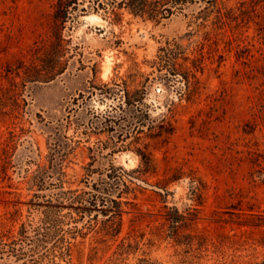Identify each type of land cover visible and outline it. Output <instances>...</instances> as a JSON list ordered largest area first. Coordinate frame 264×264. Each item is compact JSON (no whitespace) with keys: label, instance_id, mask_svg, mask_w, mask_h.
I'll return each instance as SVG.
<instances>
[{"label":"rangeland","instance_id":"374dc122","mask_svg":"<svg viewBox=\"0 0 264 264\" xmlns=\"http://www.w3.org/2000/svg\"><path fill=\"white\" fill-rule=\"evenodd\" d=\"M57 1L0 0V235L32 234L45 214L62 229L0 264L263 260L264 0H220L221 16L205 19L194 5L162 22L123 9L115 20L79 0L61 28L63 72L29 81L24 68L54 42ZM173 40L198 82L163 77L159 49ZM127 88L147 107L142 127L98 115ZM162 129L172 133L154 137Z\"/></svg>","mask_w":264,"mask_h":264},{"label":"trees","instance_id":"16d2710c","mask_svg":"<svg viewBox=\"0 0 264 264\" xmlns=\"http://www.w3.org/2000/svg\"><path fill=\"white\" fill-rule=\"evenodd\" d=\"M94 1L96 11L99 8L105 10L106 13L115 17V20L121 16L120 10H126L134 16L153 20L156 22H162L171 18L177 13H183L190 7L198 5L200 10L195 16L196 19H205L210 17L213 13H218V17L222 14V7L220 6V0H88ZM79 4V0H58L56 3V9L54 13L55 22L53 36L54 42L50 46L47 53L43 54V58L40 59V64H34L30 67L24 68V74L29 81H50L57 75L61 74L64 70L63 62L61 60L62 54L60 50V44L64 42L61 34V28L70 19L72 11L76 10ZM85 10V9H84ZM159 64L166 69V73L163 74L164 78L176 77V75H184L186 81L190 78H194L198 82V78L189 67H184L183 62L188 58L185 56V50L183 46L177 41H167L164 46L159 49ZM33 67V68H31ZM17 69H22L18 67ZM183 73V74H181ZM20 75V71L18 72ZM126 98L121 100L117 105H110L108 109L99 113L100 116H107L106 120H109L110 115L114 111L120 112L121 120L126 122V127L137 128L144 125V119L147 117V107L141 99H133L130 96L128 88L125 90ZM115 90L112 87L105 86L103 94L116 95ZM145 94V91H142ZM113 128V126H111ZM152 127V126H151ZM153 130V128H152ZM156 131V128L153 130ZM171 130L162 129L154 137H164L171 134ZM141 159L147 169L155 168L153 155L146 150H138ZM90 198L87 200L90 205H95L98 201L97 194L89 193ZM178 222V220H175ZM61 218L58 215L45 214L41 224L37 227H33L32 234L27 226H23L20 230L19 238L10 237V241H5L3 236L0 235V256L14 255L19 259H24L28 256L26 247L30 245L29 251H35L36 249L45 248L50 242L56 239L62 231L60 227ZM179 226H177L178 228ZM119 232V230H118ZM56 242V241H55ZM29 260V259H28ZM28 261L22 263L27 264ZM253 264H264V259Z\"/></svg>","mask_w":264,"mask_h":264},{"label":"bare ground","instance_id":"6f19581e","mask_svg":"<svg viewBox=\"0 0 264 264\" xmlns=\"http://www.w3.org/2000/svg\"><path fill=\"white\" fill-rule=\"evenodd\" d=\"M93 17H94L95 20L97 19L96 21L101 22L98 17H96V16H93Z\"/></svg>","mask_w":264,"mask_h":264}]
</instances>
